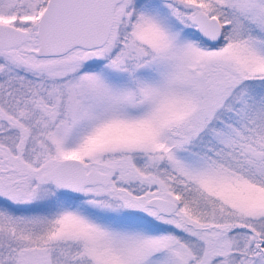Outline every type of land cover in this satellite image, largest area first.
I'll use <instances>...</instances> for the list:
<instances>
[{"label": "snow or ice", "instance_id": "snow-or-ice-1", "mask_svg": "<svg viewBox=\"0 0 264 264\" xmlns=\"http://www.w3.org/2000/svg\"><path fill=\"white\" fill-rule=\"evenodd\" d=\"M0 264H264V0H0Z\"/></svg>", "mask_w": 264, "mask_h": 264}]
</instances>
